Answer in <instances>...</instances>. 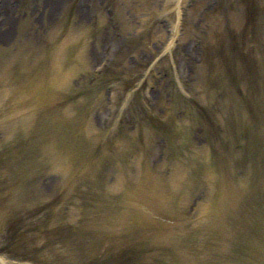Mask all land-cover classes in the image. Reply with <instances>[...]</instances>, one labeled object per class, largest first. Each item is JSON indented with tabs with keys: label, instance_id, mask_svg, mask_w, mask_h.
I'll return each instance as SVG.
<instances>
[{
	"label": "rangeland",
	"instance_id": "obj_1",
	"mask_svg": "<svg viewBox=\"0 0 264 264\" xmlns=\"http://www.w3.org/2000/svg\"><path fill=\"white\" fill-rule=\"evenodd\" d=\"M0 259L264 264V0H0Z\"/></svg>",
	"mask_w": 264,
	"mask_h": 264
},
{
	"label": "bare ground",
	"instance_id": "obj_2",
	"mask_svg": "<svg viewBox=\"0 0 264 264\" xmlns=\"http://www.w3.org/2000/svg\"><path fill=\"white\" fill-rule=\"evenodd\" d=\"M176 18H177V20L179 19L178 14H177ZM172 25H173V22H172ZM171 27H172V26H171ZM0 262L2 263V260H1V259H0Z\"/></svg>",
	"mask_w": 264,
	"mask_h": 264
}]
</instances>
